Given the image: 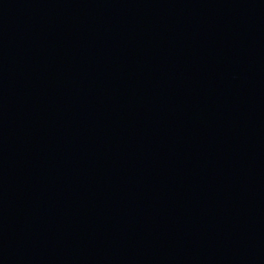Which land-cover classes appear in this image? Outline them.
<instances>
[{
	"label": "water",
	"instance_id": "obj_1",
	"mask_svg": "<svg viewBox=\"0 0 264 264\" xmlns=\"http://www.w3.org/2000/svg\"><path fill=\"white\" fill-rule=\"evenodd\" d=\"M0 264H264V0H0Z\"/></svg>",
	"mask_w": 264,
	"mask_h": 264
}]
</instances>
